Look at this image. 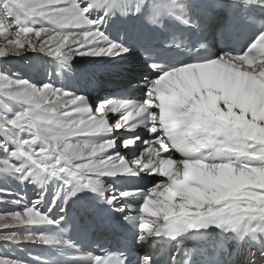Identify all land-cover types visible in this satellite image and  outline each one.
<instances>
[{"label":"bare ground","instance_id":"bare-ground-1","mask_svg":"<svg viewBox=\"0 0 264 264\" xmlns=\"http://www.w3.org/2000/svg\"><path fill=\"white\" fill-rule=\"evenodd\" d=\"M99 2L92 0L93 4ZM124 2L128 7L123 13L115 10L105 16L102 8L90 10L92 19L105 17L101 26L105 35L121 43L127 33V14L133 0ZM57 3L64 6L63 0H0V22L6 27L13 21L38 29L49 26L47 21L39 18L44 15L67 23L64 17L57 15ZM14 31L13 26L0 34V46L6 43L4 36L11 39ZM65 52L70 58V49H62L53 55L64 57ZM133 64L136 63L129 54L117 57L76 55L70 61V67H63L60 59L39 50L25 49L0 56V75L7 79L22 80L36 87L48 84L57 88L55 91L45 88L32 92L30 88H16L0 81V206L12 204L17 207L12 212L0 211V215L23 212L33 205L41 214L48 215L49 204L44 200L51 185L48 181L61 188V198L73 208L78 199L68 195L61 178L70 176L72 171L85 173V183L101 181L99 186L108 196L115 191L114 196L122 205L132 208L135 216L153 223L159 222L164 214L205 210L226 196L235 199L230 207L235 208L240 203L264 210V165L249 163L264 158V147L250 143L246 148L235 146V153L246 161L230 166L184 161L177 158L170 144L153 142L168 135L180 137L184 133L194 144L204 141L205 137L184 130L183 119L189 106L203 93L210 95L214 114L230 119L244 127L250 136L264 140V53L254 61L217 57L211 63L179 69L160 79L152 78L143 101H131L135 108L114 100L103 113L90 115V110L93 113L97 110L93 107L94 100L100 97L97 99L99 104L106 101L108 92H93L92 89H99L97 83L102 79L114 80L122 67ZM138 81L142 80L135 78L126 84ZM10 87L11 91H5ZM70 94L86 97L88 106L77 98L78 107L73 109L69 107L73 100L69 99L67 104L58 105L57 118L51 119V106ZM223 97L228 100L221 104ZM109 108L122 113L121 116L120 113L108 114L110 124L120 116V129L109 131L111 125L105 122ZM132 124L137 127L129 129ZM149 128L160 135L155 138ZM125 139H132L133 145L125 146ZM144 149L147 154L143 159L131 165ZM12 151L14 156L6 160ZM130 166L136 171L144 169L156 175L130 173ZM18 169L26 170L28 177L23 178V173H17ZM73 179L79 181L82 177L77 175ZM158 181L151 194L144 196ZM125 191L133 194L121 197ZM0 224L9 225L0 230L2 234L15 233L21 238L29 233L34 235L31 241L0 239V258L20 264H56L47 256L46 247L60 244L71 248L50 225L18 226L10 218L0 220ZM39 234L58 237L60 243L45 244L36 238Z\"/></svg>","mask_w":264,"mask_h":264},{"label":"snow or ice","instance_id":"snow-or-ice-1","mask_svg":"<svg viewBox=\"0 0 264 264\" xmlns=\"http://www.w3.org/2000/svg\"><path fill=\"white\" fill-rule=\"evenodd\" d=\"M64 6H61L59 3H57V15L64 17L67 20V23H60L57 19L54 17H47L44 15H41L39 18H43L45 21L48 22V27H40V28H34L31 26H28L26 23L24 25H21L19 23L11 21L9 23L10 26L6 27L3 25L2 22H0V34L8 32L10 28L13 26L15 27L14 33H12V38L8 39V35L4 36V39L6 43L2 46H0V56H4L9 52H15L19 53L20 51H24L25 49H32V50H39L42 52H46L49 56L56 57L61 60L63 67H70V61L72 58L76 55L84 56H111V57H117L122 56L130 53L131 46H126L124 43L116 42L111 40L108 36L105 35V33L101 30V26L104 23L105 17H99L97 19L90 18V10L95 8H102L105 10V16L109 15L115 10H119L122 13L127 10V3L124 2V0H100L98 4H93L92 0H63ZM143 3V0H136V11L139 12L141 10V4ZM237 4L243 5L245 8H247L249 5H258L262 8H264V0H237ZM175 5L173 3H170L169 0H156V2L152 5V14L148 17V19H151L155 21L158 16H160L162 13L167 12L168 14H171L175 11ZM185 11V5L182 4L180 6ZM197 17L200 16V13H194ZM252 23L256 24L258 23L260 25V31L259 34L256 35L255 39L248 45L246 50L238 53H232L230 51H226L223 54H231V55H246L248 51L250 50L252 44L255 42V40L258 37L264 36V19L261 20H255L253 18H249ZM10 20V18H9ZM182 22L184 24H188V19H182ZM207 22V20H206ZM21 28H23V32H21ZM26 33V34H25ZM62 49H70L71 50V56L68 58V53H64V57L53 55L54 53L59 52ZM222 54V55H223ZM220 56V55H219ZM154 67V65H153ZM0 81H4L8 83L10 86H14L16 88H30L32 92H35L38 89H45V88H51L53 91H55L57 88L52 87L48 84H44L43 86L36 87L33 85H30L29 83L25 81H12L7 79L5 76L0 75ZM62 90V89H61ZM5 91H11V87L9 89H5ZM64 92H67L65 90H62ZM22 97H17V99H20ZM80 99V103L87 105V99L86 97L82 95H75L70 94L69 96L63 97L62 101H58L55 105L51 106V119L57 118V113L59 111L58 105L60 103L67 104V101L69 99L73 100V103L69 106L73 109L77 108L78 105L75 102L76 99ZM114 103V100H106L99 104L96 113H93L90 110V115L95 116L97 114H101L104 112V109L107 105H111ZM127 106L135 108V104L131 101L126 102ZM88 106V105H87ZM89 108V107H88ZM109 113H120L115 109H108L107 116L105 122L111 127L109 128V131H112L113 129H120V116L122 113H120L119 119L114 123L110 124L108 119ZM137 127L136 124H132L129 129H135ZM151 134L157 138L160 133L159 132H151V129H148ZM134 141L132 139H125L123 141V144L125 146L133 145ZM111 147H113V141H111ZM147 154V149H144V151L141 153L139 157L136 159H133L131 161V165H136L138 161L142 160L143 157ZM121 158L123 161H127L126 158H124L122 155L116 154ZM14 156V152L12 151L10 153V157L6 158V160L12 158ZM261 165H264V158L259 159L258 161ZM249 163H252V161H249ZM79 165H77L78 167ZM129 172L133 174H139V173H150L153 175H156L155 172L146 171L144 169H140L139 171L135 170V167H129ZM17 173H23V178H27L28 176L25 174L26 170L18 169ZM79 175L82 177L79 181L73 179V177ZM64 181V186L68 190V195L72 196L75 195L78 191L82 189H91L92 191L100 190L101 194L103 191V187H99V185L102 183L101 181H96L93 184L85 183V180L87 179V175L83 172L77 173L75 171L71 172L70 176H64L61 177ZM164 179V177H162ZM162 179V180H163ZM161 181V180H160ZM158 181L153 187H151L144 196H148L151 194L152 189L156 188V185L159 184ZM133 193L129 191L122 192L120 195L121 197H128L131 196ZM143 196V197H144ZM116 197L113 196L110 198V201L115 200ZM10 218L11 221L14 224H17L18 226H32V225H52V224H58L59 220H52L47 215L41 214L38 210H36L35 205L33 207L25 208L23 212H15V213H9L0 215V220H6ZM27 218V219H25ZM142 217L136 216L132 217L131 219L138 221ZM63 217H60V220H62ZM217 219H220V217H217ZM214 225L217 228H220L219 223H206L200 226H197L196 224L189 223L186 225V228H181L180 225L176 221H171L168 224V228L171 229V232H168L169 235H178L180 233L187 232L188 230L192 229H201V228H208L209 226ZM139 226V224H138ZM8 224H0V228L6 229L8 228ZM233 228H238L239 224H233ZM140 229V235L139 240L141 242L145 241L149 236L145 234L141 226H139ZM160 232L159 229H157V232L154 235H159ZM177 233V234H173ZM33 234L29 233L26 235H23L21 238L15 233L10 234H2L0 233V239L6 240V241H16L19 242L21 240L25 241H31L33 240ZM36 238L38 240H41L45 244H59L60 240L58 237L55 236H45L43 234L36 235ZM69 241H64V244H69ZM0 264H20L19 261H10L6 258H0ZM92 264H124L123 260H119L116 257H101L97 256L92 258ZM141 264H150V257H144L142 259ZM248 264H264V250L260 252L259 259L253 257L249 259Z\"/></svg>","mask_w":264,"mask_h":264},{"label":"rangeland","instance_id":"rangeland-1","mask_svg":"<svg viewBox=\"0 0 264 264\" xmlns=\"http://www.w3.org/2000/svg\"><path fill=\"white\" fill-rule=\"evenodd\" d=\"M126 66V65H125ZM124 66V67H125ZM124 67H122V68H124ZM121 68V69H122ZM109 78H113V77H109ZM121 78V77H120ZM97 84H101L100 82L99 83H97ZM121 146V145H120ZM122 147V146H121ZM31 197V199H33L34 197L33 196H30ZM30 197H28V198H26V199H24L25 201H28L29 200V198ZM0 207H3V205L2 206H0ZM16 209H17V207L15 206V205H12V204H7L6 206H4L0 211H1V213L2 212H12V211H16ZM0 230H3L2 228H0Z\"/></svg>","mask_w":264,"mask_h":264}]
</instances>
